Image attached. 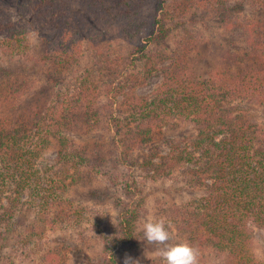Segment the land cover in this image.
Returning a JSON list of instances; mask_svg holds the SVG:
<instances>
[{
    "label": "trees",
    "instance_id": "16d2710c",
    "mask_svg": "<svg viewBox=\"0 0 264 264\" xmlns=\"http://www.w3.org/2000/svg\"><path fill=\"white\" fill-rule=\"evenodd\" d=\"M246 1L264 11V0H194L188 5L227 13L226 26L240 28L246 40L244 53L235 54V61L227 60L229 66L206 78L196 65L203 43L200 35L184 33L173 53L164 48L162 42L179 24L174 17L169 21L171 14L164 0L26 1L35 19L59 34L37 61L52 65L48 78L61 86H57L56 99L25 112L14 126L0 112V202L7 192L12 194L4 212L11 229L10 222L23 203L21 196L28 193L24 204L35 215L19 239L32 249L33 256L42 251L37 264H68L63 247L50 250L43 239L58 225L76 228L90 220L89 208L74 203L68 195L70 186L92 185L103 175H115L116 183L122 174L108 171L102 143L81 147L68 135L72 114H77L81 104L86 105L87 115L92 114L85 119V128L91 122L95 126L91 129L116 130L136 148H149L152 156L145 166L151 172L149 177L173 179L175 168L187 167V183L199 190L204 187L184 209L170 212L181 236L198 249L199 261L213 254L225 264H263L252 250L251 224L264 228V128L242 104L254 102L264 107V14L259 18L234 14V8ZM7 11L0 3V48L11 59H33L28 27ZM108 25H117L129 38L141 40L136 51L122 55L114 53L111 45L102 48L99 30L104 33ZM83 46L96 49L95 68L105 70L104 100L100 89L92 86L93 68L75 76V83L80 81L86 87L70 91V84L60 79L70 64L79 63ZM157 73L163 75V81L149 97L139 96V86ZM3 86L0 110L17 88H28V84ZM185 124L194 126L196 132H185ZM165 128L180 131L170 136ZM163 133L169 146L165 155L155 152ZM53 140L59 145L58 157L44 166L41 157ZM118 144L112 135L107 146L118 148ZM129 206H123L121 220L120 232L126 238L135 235L140 216L137 207ZM9 232L0 231V241ZM105 249L112 252L114 247ZM106 256L108 261L103 264L114 263Z\"/></svg>",
    "mask_w": 264,
    "mask_h": 264
},
{
    "label": "rangeland",
    "instance_id": "374dc122",
    "mask_svg": "<svg viewBox=\"0 0 264 264\" xmlns=\"http://www.w3.org/2000/svg\"><path fill=\"white\" fill-rule=\"evenodd\" d=\"M26 1L0 0L1 5L7 7V12L11 13L15 20L24 23L28 27V38L31 40L32 54L34 55L33 59L14 60L9 57L5 50L0 48V86L15 87L28 84L27 89L17 88L15 94H12L8 102L1 107L0 112L13 126L19 122L18 119H23L25 112L35 108L38 109V107L41 108L46 101L54 99L57 86H61L57 79L58 83H53L48 78V72L52 65H43L40 60L37 61L46 49L57 40L59 34L56 30L48 28L47 25L40 24L35 16L29 12ZM164 1L166 11L171 14L169 21L174 17L176 21H179V24L173 27V30L162 44L169 53H173L176 51L177 43L184 33L190 34L192 37L197 34L200 35L203 43L200 53L196 57V65L202 72L201 77H209V75L222 69L224 65L229 66L228 59L235 61V54L244 53L246 40L242 38L239 27L237 31L235 28L226 26L227 13L198 9L195 4L193 7L188 6L193 4L194 0ZM247 2L239 3L234 8V14L238 16L247 15L249 18L262 17L264 11L254 5H249ZM234 3L235 1H231V4ZM152 9H154V6H152ZM180 9L190 10L184 13ZM180 23L185 25H180ZM105 27L104 33L99 30V40L102 48L111 45L115 49L114 53L122 55H131L136 51L141 40L129 38L126 32L121 28L119 29L117 25ZM184 29L188 32H184ZM2 38L3 35H0V39ZM96 53L95 48L83 46L79 51V63L70 64L67 71L62 73L60 79L64 81V84H70V91L86 87V85L82 86L80 81L76 84L75 76L85 74L88 69L93 68V76L90 78L92 86H97L100 89L104 100L105 92L102 90L104 88L102 81L106 73L105 70L100 69L99 71L98 68H95L94 57ZM162 81L163 75L161 73L155 74L145 85L139 86L137 94L142 97H149ZM4 87L0 89V94L5 91L2 90ZM122 98L123 96L120 95L119 99ZM243 105L251 111V114L255 115L264 128V107L254 102H244ZM85 107V104L77 106V110H75L78 111L77 114H72L73 125L68 135L76 145L81 147L90 142L102 143L108 171L113 174L114 172L122 174H120L116 183L113 178L115 175H103L102 177H96L92 185L70 186L68 195L72 196L74 203L89 208L86 214L90 217V220L82 221L76 228L60 227L58 225L55 230L48 233L49 238L43 239L45 248L53 250L61 245L63 247L62 255L68 258V264H103L108 261L106 255L114 259L112 264H124L125 257H131L133 260L138 261V264H164V261L157 255V248L163 246L147 243L142 230L143 223L149 217L153 219L164 218L166 226L170 225L168 227L171 237L169 243L175 244L187 241L186 237L181 236L176 222L171 219L170 212L177 208L180 209V207L184 209L186 203L199 197L204 187L199 190L200 187H192L187 183L185 175L188 172H184L187 167L184 169L181 167L180 169L175 168L177 176L173 179L167 177L153 179L149 177L151 172L145 168L147 159L152 156L149 148H136L132 145V142L124 137L123 133L119 134L116 130L109 132L103 129H91L95 127L91 122L89 127L85 128V119L92 116L91 113L87 115L84 112ZM183 129L191 134L196 132L195 127L190 124H185ZM164 130L170 136H176V131H180L179 129L174 130V132L168 128ZM164 134L166 133L160 136L159 147L155 150L161 155H165L169 150L167 136H164ZM112 135L119 141L118 148L107 146ZM53 141L41 157V163L44 166H50L58 157L59 145L55 140ZM8 195L12 196L10 192H7L6 198L0 202V231H10L8 238L0 241V264H37L36 261L42 259L40 254L42 251L33 256L32 249L21 244L22 242L19 239V233L24 231V227L29 224L35 215V211L27 208L24 204V201L28 199V193L26 192L21 196L23 203L19 205L18 213L10 222L11 229H8V218L5 219L4 216L7 206H10L7 199ZM125 205H130L129 207L132 209L137 207L140 212V216L136 221V233L131 238H126L120 232L123 206ZM251 225L254 232L252 250L256 258L264 264V228L258 227L256 224ZM101 231H104V233L98 234ZM110 246L114 247L113 251L111 252L109 249L106 251L105 247ZM199 264H225V262L216 260V257L210 254L199 261Z\"/></svg>",
    "mask_w": 264,
    "mask_h": 264
},
{
    "label": "clouds",
    "instance_id": "9594fccd",
    "mask_svg": "<svg viewBox=\"0 0 264 264\" xmlns=\"http://www.w3.org/2000/svg\"><path fill=\"white\" fill-rule=\"evenodd\" d=\"M168 227L170 225L166 226L164 218L149 217L142 226L144 239L149 244L163 246L157 248V255L164 261V264H199L198 249L189 242L169 243L171 237ZM124 264H138V261L125 257Z\"/></svg>",
    "mask_w": 264,
    "mask_h": 264
}]
</instances>
